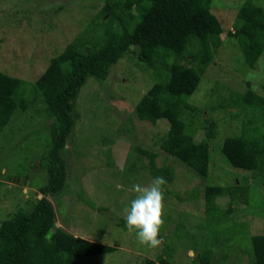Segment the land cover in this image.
<instances>
[{
  "label": "rangeland",
  "instance_id": "rangeland-1",
  "mask_svg": "<svg viewBox=\"0 0 264 264\" xmlns=\"http://www.w3.org/2000/svg\"><path fill=\"white\" fill-rule=\"evenodd\" d=\"M246 1H212L211 10L224 27V44L198 89L187 96L186 102L196 110L184 109V119L196 129V142L206 138L208 121L216 122L217 137L210 141V183L231 186L237 182L246 186L249 203L219 197L221 213H207L203 193L200 200L186 199L196 193L194 189L198 190L202 180L193 168L178 160L175 178L167 185L161 245L143 246L134 233L120 225L123 209L135 197L132 185H147L154 178L147 156L139 155L141 161L136 168L138 153L133 152L131 157L135 161L128 158L132 144L158 151V166L176 160L172 155L168 158L158 144L169 122L140 120L135 113L136 105L157 76L152 66L140 59L138 51L126 54L105 81L89 77L82 87L76 103L79 118L67 143L66 185L59 199L49 197L57 224L75 236L115 247L111 253L79 258L77 264H147V258L159 262L161 256L168 258L169 264H253V238L264 234V186L254 182L251 171L229 164L221 149L225 137L243 132L252 116L248 110L238 113V117L232 115L240 110L228 105L232 93L245 92L250 82L264 96V53L250 68L240 42L229 35L230 30H236L237 13ZM254 1L264 6V0ZM105 2L0 0V71L26 82L23 97L31 103L26 111L18 109L0 134V222L19 208L30 209L33 201L41 199L39 187L50 176L47 154L53 145V126L47 123L52 120L38 114L41 104L35 105L39 99L35 101L38 91L34 82L50 59L76 38L99 40L104 36L106 26L98 12ZM60 6L62 10L57 9ZM182 63L190 65L188 60ZM203 257H209L210 262L203 263Z\"/></svg>",
  "mask_w": 264,
  "mask_h": 264
},
{
  "label": "trees",
  "instance_id": "trees-1",
  "mask_svg": "<svg viewBox=\"0 0 264 264\" xmlns=\"http://www.w3.org/2000/svg\"><path fill=\"white\" fill-rule=\"evenodd\" d=\"M212 1L106 0L98 12L105 22L104 36L99 40L78 37L50 59L44 73L34 82L38 91L35 101L39 99L35 105L41 104L38 114L52 120L47 123L48 127L53 126V145L47 154L50 176L48 182L39 187L43 197L33 201L30 209L19 208L1 220L0 264H77L79 258L115 250L112 245L78 237L58 227L55 206L49 197L59 199L66 185L67 143L79 118L76 103L82 87L89 77L105 81L123 56L136 51L142 61L152 66L157 80L138 102L135 113L140 120L158 123L166 119L169 122V129L159 137L158 144L168 158L172 155L177 161L172 158V163L158 166V151L134 143L128 156L131 158L133 152L138 153L136 161L131 158L136 163L134 167L141 161L139 155L147 156L150 175L166 179V193L168 183L175 178L178 160L193 168L202 180L198 183V190L202 191L194 189L196 193L187 195L186 199L200 200L203 193L205 210L210 214L221 213L219 197L249 203L246 186L237 182L231 186L210 183V141L217 137L216 122L208 121L206 138L196 142V129H191L192 124L184 119V109L196 110L186 102L187 96L198 89L203 74L224 44V27L211 10ZM57 9L62 10L63 6ZM229 35L240 42L248 66L253 68L264 53V6L254 0L244 2L237 13L236 30H230ZM183 60H188L190 65L183 64ZM25 83L22 78L0 71V134L18 109L31 108V103L23 97ZM247 84L245 92L232 93L228 105L240 109L232 113L234 117L245 110L252 116L244 124L243 132L225 137L221 149L229 164L251 171L254 182L264 186V96L257 93L250 82ZM176 196L184 199L179 194ZM230 207L233 208L232 204ZM120 225L127 229L124 218ZM253 256V264H264V234L254 236ZM201 260L210 262L209 257ZM145 262L170 263L164 256L159 262L151 258Z\"/></svg>",
  "mask_w": 264,
  "mask_h": 264
},
{
  "label": "clouds",
  "instance_id": "clouds-1",
  "mask_svg": "<svg viewBox=\"0 0 264 264\" xmlns=\"http://www.w3.org/2000/svg\"><path fill=\"white\" fill-rule=\"evenodd\" d=\"M166 184L163 176L154 177L147 185L133 184L135 197L123 209L127 230L134 233L139 244L148 248H157L162 243Z\"/></svg>",
  "mask_w": 264,
  "mask_h": 264
},
{
  "label": "water",
  "instance_id": "water-1",
  "mask_svg": "<svg viewBox=\"0 0 264 264\" xmlns=\"http://www.w3.org/2000/svg\"><path fill=\"white\" fill-rule=\"evenodd\" d=\"M58 225V224H57Z\"/></svg>",
  "mask_w": 264,
  "mask_h": 264
}]
</instances>
